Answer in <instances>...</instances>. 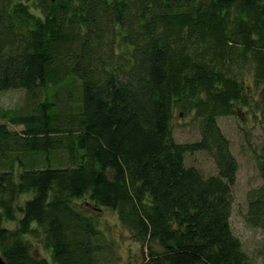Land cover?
I'll return each mask as SVG.
<instances>
[{
  "label": "trees",
  "instance_id": "1",
  "mask_svg": "<svg viewBox=\"0 0 264 264\" xmlns=\"http://www.w3.org/2000/svg\"><path fill=\"white\" fill-rule=\"evenodd\" d=\"M36 6L0 0V91L23 88L33 101L0 114L5 262L109 264L114 249L95 214L74 203L88 193L145 245L143 264H251L230 226L237 160L217 117L251 103L242 71L264 84V0ZM67 84L78 103L61 104L62 114L56 91ZM175 106L194 112L199 139H174ZM197 150L213 158L216 174L185 164ZM260 161L264 176V149ZM246 220L264 226V186L249 195ZM34 234L49 259L33 250L26 235Z\"/></svg>",
  "mask_w": 264,
  "mask_h": 264
},
{
  "label": "rangeland",
  "instance_id": "2",
  "mask_svg": "<svg viewBox=\"0 0 264 264\" xmlns=\"http://www.w3.org/2000/svg\"><path fill=\"white\" fill-rule=\"evenodd\" d=\"M32 11L38 12L36 0H25ZM244 85L251 94L249 105L237 104L234 113L217 117V123L224 135L229 139L230 149L237 160V172L232 186V207L230 213V226L234 235L240 238L242 249L247 254L251 264H262L264 261V226H254L246 220L248 212L249 195L253 190L264 186V176L259 170L260 152L264 149V84L255 86L252 75L244 70ZM56 88H50V92ZM58 103L60 112L64 114L65 106L78 103V90L69 84L59 87ZM44 97V92L38 95L37 100ZM64 103V108L61 104ZM33 101L27 98L23 88H7L0 91V114L3 110L21 109L30 110ZM4 121L0 118V122ZM10 128L20 130L22 124L7 123ZM171 128L174 139L178 142H192L200 138V121L193 111H186L175 106L172 111ZM187 166H195L203 176L217 173V167L208 152L197 150L187 152L184 156ZM110 172V171H109ZM30 197L29 193L18 196L16 206ZM76 205L85 207L87 211L95 214L97 227L112 244L114 250L107 249L106 256L109 264H143L147 249L140 240L133 236L128 227L124 226L118 217L117 211L106 206H98L88 197V193L74 200ZM20 213L16 214L19 217ZM34 223V222H33ZM4 225L13 228L17 221L4 220ZM35 252L46 256L48 252L43 248L42 240L34 234L26 235ZM157 247L158 245L154 242ZM159 249V248H157ZM51 264H54L51 261Z\"/></svg>",
  "mask_w": 264,
  "mask_h": 264
},
{
  "label": "water",
  "instance_id": "3",
  "mask_svg": "<svg viewBox=\"0 0 264 264\" xmlns=\"http://www.w3.org/2000/svg\"><path fill=\"white\" fill-rule=\"evenodd\" d=\"M0 264H7L1 254H0Z\"/></svg>",
  "mask_w": 264,
  "mask_h": 264
}]
</instances>
